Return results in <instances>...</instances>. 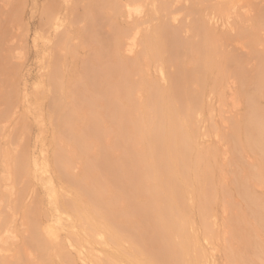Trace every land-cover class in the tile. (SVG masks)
<instances>
[{
	"label": "bare ground",
	"instance_id": "6f19581e",
	"mask_svg": "<svg viewBox=\"0 0 264 264\" xmlns=\"http://www.w3.org/2000/svg\"><path fill=\"white\" fill-rule=\"evenodd\" d=\"M190 1L42 0L41 6L49 9L40 11L41 0H0L6 12L0 11L5 17L2 22L9 18L7 26L52 30L51 44L42 39L49 45L33 51L34 57L47 58L36 76L44 78L43 84L38 81L39 86L31 88L22 75L25 62L21 58L27 55L20 48L25 50L27 45L18 46L20 52L14 53L13 57L22 55L21 60L17 58L22 62L17 61L18 69L8 73L6 87L0 83L6 88L0 90V264H264V0ZM192 11L195 16L202 14L197 28L187 23ZM92 16L98 28L93 27L99 30L104 24L121 30L110 31V38L102 40L95 35L96 28L94 34L90 32ZM81 22L91 29H78ZM193 27L218 42L219 49L215 43L217 48L201 62L204 40L197 44L195 36L193 45L187 40L182 45L193 46L194 58L198 60L199 54L201 64L191 69L193 56L187 46L185 64L178 58L170 70L181 33L189 39ZM14 37L16 44L12 37L10 45L16 50L20 38ZM76 37L88 45L83 52L91 54L92 46L99 48L100 57L103 51L113 59L104 66L91 60L85 63V58L79 67L73 61L80 44L69 45ZM10 55L0 54L5 68ZM221 56L230 57L236 68L225 70ZM102 58L101 62L107 61ZM93 68L96 75L90 71ZM6 70L2 69L3 74ZM71 78L75 85L66 92L63 83L72 82ZM92 92L106 101L94 112L96 104L92 111L89 107L85 111L86 102L81 100ZM43 99L49 101L45 109ZM123 99L129 101L130 109L137 107L128 111L121 103L127 110L116 108L115 103ZM57 100L62 106L72 104L71 111L66 105L64 111L74 113L77 122L63 120L58 110L56 114ZM80 102L84 109H76ZM53 103L57 107L51 111ZM65 107H59L60 111ZM42 110L47 112L48 124L43 122L44 115L37 118ZM31 126L36 127L35 133ZM48 132L50 141L45 146L43 136ZM57 135L68 140L62 144ZM64 153H70L69 160L79 157L89 161L88 166H98L99 173L92 176L97 182L86 189L82 203L78 202L83 190L79 186L85 178L79 181L69 170L81 171L87 163L77 160L79 165L74 166L70 161L71 167ZM114 156L119 159L115 158L116 164ZM19 176H24L26 186ZM117 178L116 187L125 194L120 196L131 200L137 188L133 201L145 195L151 203L135 206L136 210L132 206L131 211L126 207L130 202L124 200L126 204L119 203L117 211L121 216L116 215L120 223L107 211L108 220L102 217L104 221L98 222L91 204L106 191L104 185ZM17 224L26 225L21 234L17 231L19 236L13 231ZM22 237L34 248L33 254L26 253L28 263L19 262L27 247ZM234 241L238 247L232 248Z\"/></svg>",
	"mask_w": 264,
	"mask_h": 264
},
{
	"label": "rangeland",
	"instance_id": "374dc122",
	"mask_svg": "<svg viewBox=\"0 0 264 264\" xmlns=\"http://www.w3.org/2000/svg\"><path fill=\"white\" fill-rule=\"evenodd\" d=\"M189 1H190V0H189ZM193 1H194V0H193ZM190 2L192 3V1H190ZM198 2H199V1H196V0L194 1L195 4H196V3H197V4L203 3V1H202V2L200 1V3H198ZM195 4H194V7H196ZM41 5H42V0H41V3H40V9H39L40 11H44V10L49 9L48 6H46V7H42ZM95 5H96V4H95ZM192 5H193V3H192ZM0 7H1V5H0ZM91 7H92V6H91ZM1 8H2V7H1ZM1 8H0V9H1ZM41 8H42V9H41ZM44 8H46V9H44ZM3 10H4V8H3ZM0 11L3 12L2 9H1ZM4 12H5V10H4ZM4 12H3V13H4ZM192 12H193V11H192ZM194 12H196V11L194 10ZM194 12H193V15L191 14L192 16H188V15H187V16H188V19H189V17H190V20H188L187 23H190V22H191L192 26H196V28H197V27H198V24H196V23H198L197 21L200 19L199 17H201L202 14H201V15H198V16H199V17H198V16H195V15H197V13L194 14ZM3 13H0V15H2ZM5 13H6V12H5ZM5 13H4V14H5ZM204 13H205V12H204ZM204 13H203V14H204ZM4 16H7V15H4ZM194 16H195L196 18L193 19ZM1 18L4 19L5 17L3 18V15H2V17H0V19H1ZM191 18H192L193 20H192ZM2 19H1V22H2ZM6 19H7V18H6ZM6 19H5V20H6ZM8 19H9V18H8ZM8 19H7V20H8ZM89 19H90V20H89ZM89 19H88V20H89L91 23H90V22H86V23H90L89 26L92 25V26H91L92 30H90L91 28H87V27H88V26H87L88 24H86L85 27L87 28V30L89 29L90 32L92 33V32H94L93 29L97 27V26H96V22H94V20H96V18L92 16V17H89ZM7 20H6V22L8 23L9 21H7ZM25 20H26V19H25ZM27 20H28V16H27ZM191 20H192V21H191ZM194 20H196V21H194ZM1 22H0V26H1V27H0V38H1V39H0V54H5V53H6V55H10L9 53H11V52H9V51H10V49H13L12 46L10 45V44H12V42H13V41H11L12 37H13V39H14V43H15V37H14V36L17 35V37H18V34H19V35L22 34L23 36H24L25 34H28V35H25L26 37H23V36L21 35V37H22L24 40L21 39L20 36L18 37V38H20V41L22 42V44H21V42L16 38V41L18 40L17 43L19 42V43H18L19 45H18V44H17V46L14 45V46H16V48H15L16 50L13 49V52H12L11 55H10V56H12V57L8 56V60H9V61L7 62V60H6V62H7L6 64L9 65L10 67L12 66V67L10 68L9 66H7V68H5L4 65L2 66V65L0 64V70H1V72H2V69H3V70L8 69V72H7V70H6V73H5V74H3L4 72H2L3 75H2L1 72H0V79H1V80H0V83H2V85L6 83L5 85H3V86L6 87V85L8 84L7 79L10 78L9 75H8V73H9L10 71L12 72V70H11L12 68H13V70L18 69V68H15L14 66H18V64L16 65L17 61H18V62H22V61H19L18 59H20V57L24 54V56H26V55H27V56H26V59H25V57L23 58V56H22V58H21L22 60H24L23 62H25V63H23V67H22V70H23V74H22V75H24L25 79L29 80V81H28V84H29V86H30L31 88H35V86L38 87V86H39V85L37 84L38 81H39L40 85H41V83L43 84V79H44V78H42V80H41L40 78L36 79V76H38V73H40V71H39L38 69H39L40 67H42V66L45 67V65H46V61H47L46 59H47V58L45 57V59H43V58H37V57H34V56H33V51H35L34 48H36V47H37V48H38V47L46 48V47L49 45L48 43L51 44V42H50V38H51V34H50V33L52 32L51 27H50V28H49V27H46V28L49 29V31L46 29V31L48 32V33H47V32L44 30V31H45V32L43 31V32H44V35H42L43 32H42V31H41L42 33L40 32V28H41V30L44 29V28H42V27H40V28H39V27H20V28H19V27H13L14 25H10V26H11V27H10L9 25H8V26L6 25V22H5V21H4L5 23H4V22L1 23ZM93 22H94V23H93ZM193 22H195V25H193ZM92 23H93V24H92ZM4 24H5V25H4ZM79 24H80L79 26L77 25V28H78V29H85V27H83V23H82V22L79 23ZM84 24H85V23H84ZM94 24H95V25H94ZM98 24H99V27H100V23H99V21H98L97 25H98ZM104 25H106V26H104ZM104 25H101V26H102V27H100L101 30L97 29L98 27L95 29V31H96L95 35H96V36H100L99 38H102V40H103L104 37L109 39V38H110V35H111V34H110V31H115V30H116V29L111 30L112 27H107L108 24H104ZM188 25H189V24H188ZM80 26H81V27H80ZM93 26H96V27H93ZM203 27H205V26H203ZM6 28H7V29H6ZM18 28H19V29H18ZM104 28H105V29H104ZM113 28H114V27H113ZM116 28H117L116 31H117V33H118V28H119V27H116ZM196 28H194V27L192 28V30H191V31H192V32H191L192 35H190L189 39H185V38H183V33H181L182 37L180 36V38H179V39H180V42L177 43V46H176V44H175L176 48L178 47L177 49L179 50V51H178V50L176 49V50H177V57H175V58H177V59L175 60V58H174L175 63L170 62V64H168V65L170 66V67L168 66L170 70L172 69V71H173L174 64H176V62L179 61V60L182 61V62H180V64H183V63L185 64V62L187 61V58H188V56H187V51H188V50L185 51L186 49H189V51L192 52V56H193V58L191 59V61H193L194 63H195V62H196V63L198 62L197 64L195 63V64H196V65H195L193 62L190 61V62H191L190 65H191V69H192V70H195V69L201 64V62H203V60H205L206 58H208V56L213 52V50H214L215 48L218 47L217 50L219 49V44H217L218 42H215V43L218 45V46L216 47V45H215L214 42H212V41H210L209 39H207L209 36H206L205 34H202V32H199ZM2 29H3L4 32L2 31ZM10 29H11V30H10ZM103 29H104V30H103ZM122 29H124V27H123ZM16 30H17V31H16ZM106 30H108V31H106ZM119 30H121V27L119 28ZM193 30H194V31H193ZM195 30H196V31H195ZM11 31H12V32H11ZM98 31L101 32L102 34L99 33ZM102 31H103V32H102ZM116 31H115V32H116ZM8 32H9V33H8ZM15 32H17L18 34L15 33ZM40 33H41V34H40ZM97 33H99V35H97ZM4 34H5V35H4ZM9 34H10V35H9ZM38 34H40V35L38 36ZM45 34H46V35H45ZM49 34H50V35H49ZM92 34H94V33H92ZM7 35H8V36H7ZM13 35H14V36H13ZM95 35H93V37H94L95 39H97V40H101V39H99L98 37H96ZM104 35H105V36H104ZM106 35H107V37H106ZM204 35L206 36V38H205ZM27 36H28V37H27ZM40 36H41V37H42V36H45V38H44V37L41 38ZM101 36H102V37H101ZM195 36H196V37H199V39L196 38ZM201 36H202V37H201ZM6 37H7V38H6ZM33 37H34V38L36 37V38H35L36 41H35V40H32ZM74 37H75V36L73 35V38H74ZM191 37H192V39L190 40ZM31 38H32V39H31ZM40 38H41V40H40ZM46 38H47V39H46ZM194 38H196L197 41H196ZM201 38L204 40V42L201 40ZM13 39H12V40H13ZM42 39L46 40L47 42H48V39H49V42L46 43V41L44 42V40L42 41ZM5 40H6V41H9L8 45H7V42H6ZM22 40H23V41H22ZM25 40L27 41V44H23V42L26 43ZM75 40H76V41H75ZM79 40H80V39H79ZM79 40H78V37H76V38L73 39V40H72V39L69 40V41H70V44H69L70 46H71L72 44H74L75 42H76V43L78 42L77 44H80V47H81V44H82L83 46H85L83 50H82L80 47H77V51H76L77 54H76V53L74 54V56H76V55H77V56H76V58L74 59L75 61H73V62H74V64L78 63V66H79V67L81 66V63H82L83 59H85V58H86V60H84L85 63H86L88 60H91V61H94V63H95V62H96V63L100 62V64L102 63V64H104V66H106L107 64H109V62H108L109 60L111 61V60L113 59V58H111V57H113V55H112L111 53H109L111 56H110L109 54H108V55H105V54H107V52H103V51H102V53H103V54L105 53V54H104V56H102V57H104V58L100 57V56H99V53H100L99 48H97V49L95 48V49H96V50H95L94 47L90 46L91 50H93L92 53H93V54H94V53L96 54V57H95V55H94V57L91 58V56L93 55L92 53H91V54H92V55H91V54H89V52H87V53H88V55H87L86 52H83V51H87V50L89 49V48H88V45L85 44V43H83V42H81L82 40H80V41H79ZM102 40H101V41H102ZM186 40L188 41L187 43H190V42L192 43V40H195L196 42H195V41H194V42L197 43V44L200 43L199 40L202 41V43H201L202 47H200L201 50H202V52H203L201 62H199V58H200L199 54H198V60H196V59L194 58V56H195V54H196V50H195V48H194L193 46L190 47V46L193 45L194 43L190 44V46L185 44V45H186L185 47H184V45H182V44H184V43L186 42ZM1 41H2V42H1ZM4 41H5L6 43H4ZM31 41H32V42H31ZM38 41H39V42H38ZM198 41H199V42H198ZM42 42H44V43H42ZM182 42H184V43H182ZM206 42H208V44H207ZM210 42H211L212 44H211ZM3 43H4V44H3ZM14 43H13V44H14ZM35 43H37V44H35ZM209 43H210V44H209ZM213 43H214V44H213ZM5 44H6V45H5ZM13 44H12V45H13ZM15 44H16V43H15ZM34 44H35V46H34ZM203 44H204L206 47H204ZM9 45H10V46H9ZM20 45H21V46H20ZM22 45H23V46H24V45H25V46L27 45V47H25V50L23 49L24 47H22ZM44 45H47V46L44 47ZM179 45H181V46H179ZM211 45H212V46H211ZM214 45H215V46H214ZM8 46H9V47H8ZM18 46H19V48L22 47V48H20V51L23 50V51L21 52V54H22V53H23V54H22V55L20 54V55H21V56H20L19 53H18L17 55H19V56L13 57V56H15L14 53L19 51V50L17 49ZM182 46H183V47H182ZM187 46H188V47H187ZM186 47H187V48H186ZM189 47H190L191 49H190ZM211 47H212L213 49H212ZM4 48H6V49L4 50ZM9 48H10V49H9ZM184 48H186V49H184ZM1 49H3V50H1ZM8 49H9V50H8ZM21 49H22V50H21ZM180 49H181V50H180ZM182 49H183V50H182ZM210 49H211V50H210ZM7 50H8V51H7ZM98 50H99V51H98ZM3 51H4V52H3ZM20 51H19V52H20ZM95 51H97L98 53H96ZM25 52H26V54H25ZM27 53H28V54H27ZM180 53H181L182 55H181ZM185 53H186V54H185ZM12 54H14V55H12ZM232 54H233V53H232ZM29 55H30V56H29ZM206 55H207V56H206ZM234 55H235V53H234ZM32 56H33V57H32ZM88 56H89V58H88ZM98 56H99V57H98ZM178 56H179V57H178ZM181 56H184L185 58H186V57H187V58H186V59H183L184 57H181ZM105 57H106V60H107V61H106V62H101V58L104 60ZM117 57H118V56H117ZM221 57H222V56H221ZM235 57L237 58V56H235ZM17 58H18V59H17ZM94 58H95V59H94ZM97 58H98V59H97ZM99 58H100V59H99ZM110 58H111V59H110ZM114 58H115V57H114ZM178 58H180V59L178 60ZM228 58H229V59H228ZM11 59H12V60H11ZM21 59H20V60H21ZM182 59H183V60H182ZM224 59H225V60H224ZM40 60H42V61H40ZM96 60H97V61H96ZM103 60H102V61H103ZM184 60H186V61H184ZM10 61H12V62H10ZM29 61H30L31 63H30ZM43 61H44V63L42 64ZM104 61H105V60H104ZM183 61H184V62H183ZM219 61H224V62L222 63V64H223L222 66L225 68V70H226V67H227V71H232V70H234V69L236 68V66H235L236 63H234L233 60H232L230 57H222ZM227 61H228L229 63H228ZM107 62H108V63H107ZM113 62H114V61H113ZM225 62L228 63V64H226ZM28 63H29V64H28ZM33 63H34V64H33ZM89 63H90V61H89ZM106 63H107V64H106ZM172 63H173V66H171ZM224 63H225L226 65H225ZM91 64H92V63H91ZM98 64H99V63H98ZM178 64H179V63H178ZM193 64L195 65V66H194V69H193ZM25 65H26V66H25ZM92 65H93V64H92ZM95 65H96V64H95ZM197 65H198V66H197ZM217 65H218V64H217ZM230 65H232V66H230ZM90 66H91V65L89 64L88 67H90ZM234 66H235V67H234ZM38 67H39V68H38ZM218 67H221V66L218 65ZM14 68H15V69H14ZM29 68H30V69H29ZM74 69H75V68H74ZM93 69H94V68H93ZM231 69H232V70H231ZM27 70H28V71H27ZM32 70H33V71H32ZM25 71H27V72H25ZM88 71H89V70H88ZM90 71L96 75V73H95V69H94V70H90ZM100 71H102L101 73H102L103 75H104V73H106V71H104V70H102V69H101ZM32 72H33V74H34V73H35V74H34V75L31 74ZM108 72H109V71H108ZM183 72H184V71H183ZM183 72L181 73V76L183 75ZM28 73H29V75H28ZM66 73L69 74V75L71 76V71H68V72H66ZM101 73H100V74H101ZM220 73H223V74H224L225 71L220 72ZM74 74L76 75V72H74ZM102 74H101V75H102ZM4 75H5V76H4ZM7 75H8V76H7ZM27 75H28V76H27ZM97 75H98V74H97ZM6 76H7V77H6ZM29 76H30V77H29ZM107 76H108V74H107ZM27 77H28V78H27ZM33 77H35V78H33ZM38 77H39V76H38ZM201 77H202V76H201ZM5 79H6V81H5ZM30 79H31V80H30ZM71 79H72V82H69V83L66 84V81H64V83H63V84H64L63 86L65 87V88L63 87V89H64V91H66V92H67V91H70V89L72 90L73 87H71V86H72L73 84L75 85L74 78H71ZM32 80H33V82H32ZM3 81H4V82H3ZM36 81H37V82H36ZM35 82H36V83H35ZM73 82H74V83H73ZM97 82H98V81H97ZM97 82H95V83H97ZM34 83H35L36 85H35ZM70 83H71V84H70ZM68 84H69V85H68ZM70 85H71V86H70ZM3 86H2V87H3ZM68 86H69V87H68ZM2 87H1V84H0V90L3 91V89H4L5 87H4L3 89H2ZM68 89H69V90H68ZM5 90H6V88H5ZM94 93H96V92H92L90 95L86 96V97H88V99H85V100L83 99V100H81V102H82V101H83V102H84V101L86 102V105H85L86 108L83 106V105L85 104V102H84V104L80 102L81 104H78V106H80V107H78V108L76 107V109H82V108L84 109V108H85V111H87V109H88V107H89V109L91 108L90 110L92 111V108H93L94 104H96V105L94 106V109H93V112H94V111H96V110L98 109V107L103 106L102 103H104L106 100H105L104 98H101V97H100V98H101L102 101H101V100H98L97 97H93V96H92V95H95ZM42 95L46 97L45 94H42ZM78 96H79V95H78ZM45 97H44V98H45ZM45 99H46V98H45ZM45 99H43V101H44V102H43V103H44V104H43V109H45V108L47 107V103L49 102L48 100H45ZM95 99H96V100H95ZM86 100H87V101L92 100L93 103L90 102V101H89V102H90L91 104H93V105L88 106V104H90V103L88 102V104H87V101H86ZM124 100H125V101H124ZM100 101H101V102H100ZM121 101H122V100H121ZM121 101H117V102L119 103V105H117V104H118L117 102L115 103V107H116V108H117V107L119 108V106H120V109L123 110V109L126 107L125 105H124L125 107H123V105H121V103H125V104L127 105L126 108L129 109L128 111L134 110V109L137 107V105H136V107H135L134 109H133V108L130 109L131 107H129V105H131V104H129V101H127L126 99H123L122 102H121ZM56 102H57V106L60 105L59 107H65V105H66L67 109H66V107H65V108H62V109H63V110L61 109V110L63 111V112H62V111H60V108L57 107L56 104L53 103V104L55 105V108H54V106H53L52 109H51V111H52L53 109L55 110L56 107H57V109H56L55 111L58 110L59 113H58V111H57L56 114H57V113H58V114L61 113V114H62V118H64L63 120H66V119H67L68 122H69V120H70V122H73V123H75V122L78 121V119H76L74 113L71 114V112H67V111H66V110H68V108H69L70 106L72 107V104H71V103H70L71 105H70V104H64V106H62V105L60 104V103H61V100H60V102H59L58 100H57ZM56 102H55V103H56ZM94 102H95V103H94ZM96 102H97V103H96ZM134 102H135V100H134ZM131 103H132V101H131ZM136 103H137V101H136ZM62 104H63V103H62ZM74 104H76L75 101H74ZM97 104H98V105H97ZM101 104H102V105H101ZM105 104H108V103L106 102ZM105 104H104V105H105ZM122 107H123V108H122ZM50 108H51V107H50ZM58 108H59V109H58ZM126 108H125V109H126ZM64 109H66V110H65L66 112L64 111ZM70 109H72V108H69L68 111H71ZM89 109H88V110H89ZM95 109H96V110H95ZM126 110H127V109H126ZM42 111H44L43 114H37V118L39 117L38 115H40V116H41V115H44V117L41 116V117H43V122H44V124H48V121H46V120H48V118H47L48 116H47V114H46L47 112H46L45 110H42ZM42 111H41V113H42ZM124 111H125V110H124ZM53 112H54V111H53ZM30 113H33V112H30ZM54 113H55V112H54ZM64 113H65V114L67 113L68 115H65ZM35 114H36V111L34 112V115H35ZM83 114H84V111H83ZM85 114H86V113H85ZM35 116H36V115H35ZM46 116H47V117H46ZM53 116H54V115H53ZM68 116H71V117H68ZM87 116H88V115H87ZM92 116H96V115H94V113H92ZM41 117H40V118H41ZM66 117H67V118H66ZM62 118H61V119H62ZM44 119H45V120H44ZM73 120H76V121H73ZM83 120H85V119H83ZM70 122H69V123H70ZM30 123H32V122H30ZM73 123H72V124H73ZM87 123H90V122H85L84 124H87ZM87 126H88V125H87ZM31 127H32V131H33L32 133H35V132L37 131V129H36V131H35V128H36V127H34V126H31ZM48 128H49V127H48ZM71 128H72V126H71ZM17 129H18V128H17ZM18 130H19V129H18ZM16 131H17V130H16ZM20 131H21V130H20ZM72 132H75V129H73ZM68 133H69V134H68ZM68 133H67V134H68L69 138H72V137H71V134H70L71 132L68 131ZM67 134H66V135H67ZM63 135H64V134H63ZM79 135H83V136H84L85 133H83V134H79ZM76 136H78V135H76ZM43 137H45V138H43V143H44V144L46 143L45 146H47V145L49 144V141H50V135H49V132H48L46 135H44ZM60 137H61V136H60ZM60 137H59V135H57V139H56V140L59 141V140L61 139L59 142H62V144H64V143H63V142H65L64 140H68V137H64V138H60ZM58 138H59V139H58ZM65 138H67V139H65ZM45 139H46V141H44ZM23 140H27V139H23ZM23 140H22V141H23ZM58 141H57L56 144H59ZM73 141H74V140H73ZM102 142H103V141H102ZM51 144H52V143H51ZM56 144L54 143L52 146H55ZM72 144H73V143H72ZM103 144H104V142H103ZM17 146H18V145H17ZM98 146H100V145H98ZM102 147H104V146H102ZM17 150H18V149H17ZM106 150H109V149L107 148ZM64 154H66V155H64ZM64 154H63V157H65V156L68 157L67 162H70V161L73 162V163H74V166H78V165H79V164H78L79 161H77V160H80V164L89 162V161L86 162V161H84V160H83V162H82V160H81L79 157H77V160L75 159V161H73V160H71V159L69 160V156H68V155H70V153H69V154H68V153H64ZM103 156H104L105 158L107 157V156H105V155H102L101 158H102ZM98 157L100 158V156H98ZM105 158H104V159H105ZM112 158H113V157H111V159H112ZM115 158H117V157L114 156V161H113V163L116 161ZM117 159H118V158H117ZM112 160H113V159H112ZM118 161H119V159H118ZM118 161H116V162H118ZM71 162L68 163V164H70V166L72 167L73 164H71ZM116 162H115L114 164H116ZM117 164H118V167H119V163H117ZM85 166H86V164H85ZM135 166H136V165H135ZM95 167H98V166H96V165H92V166L89 165V166H88V163H87V166H86L85 168H83L84 171H83V169H82L81 171L73 170V169H70V170H69V171H70V174H72V176H75V175H76V176H77V179H79V181L81 180L80 178H83V177H84L85 180H86V182H85L84 179H82V180L80 181V182H82V185H83V184L86 185L85 188H83L84 185H83V186L80 185V182L78 183V184L80 185L79 188H82V189H83V190L81 189L82 192H83V195H82V192L80 191V192H81L80 195H79L80 198L78 197V199H79L78 202H80V203H82V201H86L85 199H83V196L86 195V192H87L86 189H87V190L89 189L88 187L90 186V184H91L93 181H94V182H97V181L93 180V178H92V176L94 177V172H96V173L98 172V169L95 168ZM119 168H120V167H119ZM74 169H76V168L74 167ZM85 169H87V171H85ZM89 170H90V171H89ZM92 170H93V171H92ZM75 171H77V173L74 174ZM88 171H89V172H88ZM79 172H80V173H79ZM82 172H83V173H82ZM84 172H85V173H84ZM86 172H87V173H86ZM90 172H91V173L93 172V175H91ZM88 173H89V174H88ZM98 173H99V172H98ZM98 173H97V174H98ZM79 174H81V175H79ZM78 175H79V176H78ZM88 176H89V178H88ZM100 176H101V174H100ZM19 177L22 179V180H21V179L19 178V179L21 180V183L23 184V186H26V183L24 184V181H25L24 176H19ZM90 177H91V179H90ZM118 177H119V176H118ZM120 177H121V176H120ZM120 177H119V178H120ZM102 178H103V177H102ZM19 179H18V182H17V186H18V187H21V186H20L21 183H20ZM87 179H88V180H87ZM89 179H90V180H89ZM115 180H116L117 182H112V181H114V180H112V181H111V184H109V183H110V182H109L108 184H106L107 186L104 185V186H105V187H104V188H105L104 190H106L107 193H106V191H105V192L102 191V194H101L99 197H96V196H95V199H94V201H93V204H91V205H92V207H91V208H92V209H91L92 212H91V211H90V212L93 214V216H94V215L96 216V219H97L98 222L104 221V219H105V221L108 220V219H107V216H109L110 214H112L111 217H114V216H116L117 214H118L119 216H121V214H120L121 212H120V213H117V211H118L119 206H121L120 204H122V203L126 204V202H125L124 200H126L127 202H130L129 204L127 203V205H126V207H127L129 210L132 209V206H134V209H135V208H138V207H141V206L145 205V203H146V204H147V203H149V204L151 203V202H149V201L147 200V199H148L147 196H146L147 198H145V195H144V196L141 195V197H142V198L140 197L141 199H138V197H137V199L135 198V201H136V200H137V201L139 200L138 202L133 201L134 196L137 195V192H138V189H137V188H136L137 190L134 189V190L132 191L133 194H132V193H131V194L133 195V197L131 198V200L128 199V198H130V197H126V196L123 197V196H120V195H125V194H124V192H122V191H123L122 187H120V186L116 187L117 184H118V178L115 179ZM83 181H84V182H83ZM102 181H103V180H102ZM18 183H19V184H18ZM85 183H86V184H85ZM96 184H98V183H96ZM115 184H116V185H115ZM109 185H111V186H109ZM112 185H113V186H112ZM108 186H109V187H108ZM101 188H102V187H101ZM106 188H107V189H106ZM109 188H110V189H109ZM116 188H118V191H119V192L117 191ZM120 188H121V189H120ZM114 189H115V190H114ZM125 189H126V188H125ZM111 190H113V191H111ZM135 190H136V191H135ZM108 191L111 192V193H108ZM114 191L116 192V194H115ZM84 193H85V194H84ZM118 193H119V194H118ZM134 193H136V194H134ZM108 194H109V195H108ZM110 194H112V195L110 196ZM114 195H115L116 197H115ZM118 195H119V196H118ZM113 196H114V197H113ZM111 197H112V198H111ZM117 197H118V198H117ZM143 197H144V198H143ZM81 198H82V200H81ZM115 199H116L118 202L115 203V201H116ZM118 199H119V200L122 199L123 202H122V201H119ZM95 200H96V201H95ZM102 200H103V201H102ZM110 200H112V201H110ZM113 200H114V201H113ZM132 201H133L135 204H134ZM143 201H144V202H143ZM145 201H146V202H145ZM147 201H148V202H147ZM94 202H95V203H94ZM131 202H132V203H131ZM142 202H143V203H142ZM80 203H79V204H80ZM98 203H99V204H98ZM110 203H112V204H110ZM117 203H118V204H117ZM119 203H120V204H119ZM137 203H139V204L142 203V204H141V205H139V204L137 205ZM94 204H95V205H94ZM114 204H116V206H115ZM93 205H94V206H93ZM111 205H112V206H111ZM147 205H148V204H147ZM95 206H96V207H95ZM110 206H111V207H110ZM113 206H114V208L112 209ZM122 206H123V205H122ZM135 206H138V207H135ZM123 207H124V206H123ZM130 207H131V208H130ZM93 208H96V209H93ZM116 208H117V209H116ZM15 209H18V208H15ZM101 209H102V210H101ZM115 209H116V211H115ZM138 209H139V208H138ZM97 210H98V211H97ZM113 210H114V211H113ZM123 210H124V209H123ZM123 210H122V212H123ZM135 210H136V209H135ZM100 211H102V212L104 211V213L102 214V212H100ZM106 211H107V212H106ZM131 211H132V210H131ZM139 211H140V210H139ZM141 211H142V210H141ZM99 212H100V213H99ZM105 212H106L107 216L105 215ZM114 213H115V214H114ZM113 214H114V215H113ZM148 214H149V213H148ZM118 215H117V216H118ZM17 216H18V215H15V217H17ZM100 216H101V217H100ZM117 216H116V217H117ZM98 217H99V219H98ZM102 217H103L104 219H103ZM109 218H110V217H109ZM16 219H18V220H17V223H19V220H21L19 216H18ZM110 219H112V218H110ZM116 219L119 220L118 223H120L121 220L119 219V217H117V218H113V221H117ZM25 224H26V223H25ZM25 224H23L24 226H22V225H20V224H17V225L15 226V229H14L13 231L16 232L17 234L19 233V232H17V231H20V234H21V233H22L21 231H22L24 228H26V225H25ZM103 224H104V223H103ZM21 228H22V230H21ZM239 232H240V230H239ZM20 234H18V236H19ZM22 236H23V235H22ZM22 238H24L25 243H27V247L25 248V252H24V250H23V253H22V255H21V260H19V262H20V261H23V262H24V261H27V263H28V257H27L28 255L26 256V253H27L28 251H30V253L33 254V252H34V248H33L32 246H31V247L28 246L29 244H28V239H27V238H25V237H22ZM238 239H239V238H238ZM234 242H235V241H234ZM234 242H233V243L231 242V244H230V245H232L231 247H232V248L238 247V246H236V242H235V243H234ZM237 245H239V244H237ZM29 247H30V248H29ZM28 248H29V250H28ZM31 249H33V250H31ZM237 250H238V249H237ZM237 250H236V252L239 251V250H238V251H237ZM25 256H26V257H25ZM31 256H33V255H31ZM155 257H158V256L156 255ZM26 259H27V260H26ZM12 263L14 264V261H13Z\"/></svg>",
	"mask_w": 264,
	"mask_h": 264
}]
</instances>
